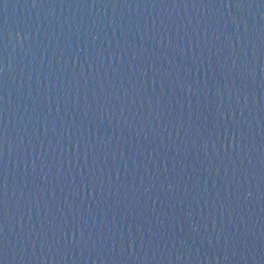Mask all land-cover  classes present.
I'll return each mask as SVG.
<instances>
[{
  "label": "water",
  "instance_id": "1",
  "mask_svg": "<svg viewBox=\"0 0 264 264\" xmlns=\"http://www.w3.org/2000/svg\"><path fill=\"white\" fill-rule=\"evenodd\" d=\"M0 264H264V0H0Z\"/></svg>",
  "mask_w": 264,
  "mask_h": 264
}]
</instances>
